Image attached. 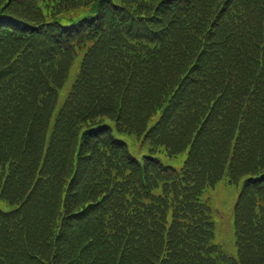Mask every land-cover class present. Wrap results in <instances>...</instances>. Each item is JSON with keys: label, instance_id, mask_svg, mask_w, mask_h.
<instances>
[{"label": "trees", "instance_id": "16d2710c", "mask_svg": "<svg viewBox=\"0 0 264 264\" xmlns=\"http://www.w3.org/2000/svg\"><path fill=\"white\" fill-rule=\"evenodd\" d=\"M223 176H248L229 262L264 264V0H0V264H221Z\"/></svg>", "mask_w": 264, "mask_h": 264}, {"label": "rangeland", "instance_id": "374dc122", "mask_svg": "<svg viewBox=\"0 0 264 264\" xmlns=\"http://www.w3.org/2000/svg\"><path fill=\"white\" fill-rule=\"evenodd\" d=\"M61 100L62 94L59 97V103L61 102ZM184 157L185 152H182L174 159H169L164 155H160V158L163 161L168 162L175 167H179L181 165ZM218 184L220 185L216 186V188L212 191L213 199L211 200V204L213 207V219L215 223L214 242L219 244L226 254L235 257L237 255V249L235 244V234L233 226V205L237 196V188L229 184ZM205 195L208 196L207 192L205 193ZM214 201L217 205L214 203ZM0 207L5 208L6 205L3 202H0ZM218 208L222 213H226V215L229 217H226L222 213H220L218 216Z\"/></svg>", "mask_w": 264, "mask_h": 264}]
</instances>
